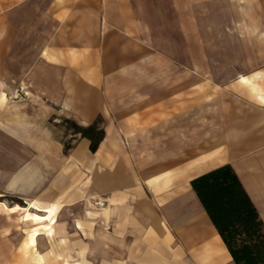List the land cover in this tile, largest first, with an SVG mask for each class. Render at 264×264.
Returning a JSON list of instances; mask_svg holds the SVG:
<instances>
[{
  "label": "crops",
  "instance_id": "0c3cea01",
  "mask_svg": "<svg viewBox=\"0 0 264 264\" xmlns=\"http://www.w3.org/2000/svg\"><path fill=\"white\" fill-rule=\"evenodd\" d=\"M252 4L256 14L264 0H0V74L7 61L18 60L11 53L29 27L42 40L30 47L33 60L24 74L36 94L81 127L103 121L104 137L94 152L79 134L69 154H63L61 143L54 147L49 164H62V177L55 191L47 192L45 206L28 202L42 216L19 206L1 207L33 224L24 248L35 264L44 261L37 252L39 237L51 241L59 209L76 205L83 209L81 222L75 223L80 235L94 224L113 228L118 244L137 237L133 242L140 243V251L120 259L234 264L190 182L231 166L264 221V28L258 20L247 25L246 5ZM167 16L172 30L161 28ZM197 32L206 36L201 59L175 55L171 60L161 52V35H173L178 44ZM167 67L173 68L168 76L162 73ZM200 78L221 84L222 90L215 101L207 90L204 103L192 97L195 101L176 106L191 117L189 130L195 135L187 144L175 142L174 158L161 166V112L172 103L165 84H174L177 97L183 85H197ZM198 114L207 117L205 123L192 118ZM198 132L205 134L198 138ZM218 132L239 136L213 138ZM29 188L37 186L30 182ZM86 196L92 204L82 203ZM154 244L161 246L158 253L151 252ZM68 259L63 261L89 264Z\"/></svg>",
  "mask_w": 264,
  "mask_h": 264
},
{
  "label": "rangeland",
  "instance_id": "374dc122",
  "mask_svg": "<svg viewBox=\"0 0 264 264\" xmlns=\"http://www.w3.org/2000/svg\"><path fill=\"white\" fill-rule=\"evenodd\" d=\"M254 6L253 4L246 5L248 7L245 15L247 25L258 20L264 28V4L256 14L252 13ZM255 16L256 18H252ZM161 28L172 30V21L168 16L161 21ZM257 30L259 31L260 28L257 27ZM197 33L192 37L182 36L181 43L178 40V44L174 43L173 35H161V52L171 60H174L175 55L178 60H188L190 57L201 59L206 36ZM40 40V37L30 34L28 27L22 42L21 40L18 42V50L16 53L14 50L11 53V57L16 54L18 60L16 62L13 59L7 61L5 69L0 74V96L2 93L5 94V99L0 100V254L5 256L0 264H35L31 260L32 252L24 248L26 232L33 224L21 220L20 212L7 213L1 207L2 205L7 208L19 206L28 209L30 213L42 216L44 213L37 211L34 207H29L28 202L45 206L42 202H45L47 192L55 191V184L61 179V173H63L60 169L62 164L60 166L49 164V160L54 159V147L57 143H61L63 154H69L78 136V134H73L72 130V123L75 121L59 111L58 107L52 103L40 98L36 94V86L31 85L28 77L24 75L29 70L27 66L33 60L34 54L30 52V47L40 45L42 43ZM213 54L219 55L220 53L215 51ZM172 70L173 68L167 67L162 73L168 76ZM200 80L202 78L199 79L197 85H187V87L183 85L182 94L177 97L172 94L174 84L168 81L165 84V94L167 98L171 97L170 105L173 103L175 105L171 108L167 105V108L161 112V166L167 165V161L174 158L171 156L175 152L172 146L175 142L187 144L195 135L189 130L191 117L180 114L176 108L183 107L185 102L195 101L196 98L197 101L204 103L206 97L202 99L201 96L207 90L210 98L213 96L215 101L217 92L222 90L221 84L208 85L205 82L201 83ZM164 89L162 88L161 91ZM192 97L195 99H191ZM210 98L209 102H212ZM192 118L200 125L205 123L207 117L198 114ZM97 120L99 127L102 128L103 121ZM203 134L205 132H198L197 137L200 138ZM223 134L230 139L239 136L237 132H218L213 134V138ZM240 134L245 135V133ZM198 142L201 143V140ZM65 146L70 149L65 151ZM164 170H167L166 167L163 168ZM87 172L85 171L86 174ZM30 182L34 183L37 188L31 190ZM59 198V202L62 203V195H59ZM85 198L82 203L90 201L92 204L93 199H88L87 196ZM82 213V206L79 205L64 206L59 209L55 224L57 234L51 241L44 235L37 240V252L43 256V264H66L63 259L67 256L70 263L85 260L89 264H101L104 261L113 262V264H139L128 258L120 259L121 256H128L127 252L140 251V243L133 242L137 237L128 236L126 243L118 244L111 237V233L115 231L113 228L109 226L100 228L94 224L86 226L87 232L80 235L75 228V223L81 222ZM91 220L93 221L92 217ZM101 233H103L102 238L99 236ZM61 238L65 239V243L60 242ZM96 238L98 242H95ZM159 247H161L160 244H154L151 252L158 253ZM58 254L60 257L57 260Z\"/></svg>",
  "mask_w": 264,
  "mask_h": 264
},
{
  "label": "trees",
  "instance_id": "16d2710c",
  "mask_svg": "<svg viewBox=\"0 0 264 264\" xmlns=\"http://www.w3.org/2000/svg\"><path fill=\"white\" fill-rule=\"evenodd\" d=\"M72 130L90 141L91 152L104 137L98 120L86 127L72 123ZM190 186L234 264H264V221L231 166L198 176Z\"/></svg>",
  "mask_w": 264,
  "mask_h": 264
},
{
  "label": "bare ground",
  "instance_id": "6f19581e",
  "mask_svg": "<svg viewBox=\"0 0 264 264\" xmlns=\"http://www.w3.org/2000/svg\"><path fill=\"white\" fill-rule=\"evenodd\" d=\"M22 217V216H21Z\"/></svg>",
  "mask_w": 264,
  "mask_h": 264
}]
</instances>
